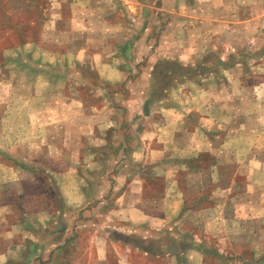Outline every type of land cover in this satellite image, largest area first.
<instances>
[{
	"label": "rangeland",
	"instance_id": "rangeland-1",
	"mask_svg": "<svg viewBox=\"0 0 264 264\" xmlns=\"http://www.w3.org/2000/svg\"><path fill=\"white\" fill-rule=\"evenodd\" d=\"M241 2L225 20L256 15L254 28L242 18L220 43L161 59L138 42L153 44L175 15L199 21L200 0H0V164L31 171L17 174L22 187L0 172V230L61 214L55 170L70 192L108 184L103 205L88 204L101 216L65 224L51 264H163L171 258L152 254L183 246H201L208 264H264V0ZM172 31L201 43L199 30ZM112 69L122 78L108 80ZM160 100L178 111L162 113ZM132 185L134 205L119 213L114 198ZM7 238L0 264L40 257L6 259Z\"/></svg>",
	"mask_w": 264,
	"mask_h": 264
},
{
	"label": "crops",
	"instance_id": "crops-1",
	"mask_svg": "<svg viewBox=\"0 0 264 264\" xmlns=\"http://www.w3.org/2000/svg\"><path fill=\"white\" fill-rule=\"evenodd\" d=\"M244 1V0H242ZM234 3V4H241L244 5L241 0H200L199 5H192L190 10L193 9V11L199 12L200 16L199 21L196 20H190L186 16H176V19L168 22V25L166 26L165 29H162L161 34L159 35L158 40L154 41V43H151V39H141L140 42H138L139 46V51L142 53L144 56L147 54H144V51L147 53L149 49L151 48L150 46L154 47V53H158V56L161 57V59H165L166 57H170L171 53L178 52L179 57H182L181 54L186 55L189 53H193L189 51V53L186 52V49L188 48H193L195 44H198V47H201L204 45L205 41H208L210 43H220L221 37H223V33L225 29H234L235 28H240L241 25V20L244 17H236L233 19V17H229L228 20H225V15L224 12L226 11L225 5H228V3ZM175 7V6H174ZM186 8L188 6H185ZM195 8V9H194ZM251 9V8H249ZM174 11L176 13H183L179 11L178 8L175 7ZM264 13V10L261 11ZM244 22H247L248 27L252 26L254 28V25L256 24V15L254 16H248L247 18H244ZM174 25H177V28H183L186 30H199L200 35H201V43H193V42H188L185 40L184 43L179 44L177 42V37L174 35L172 31V27ZM243 25V26H244ZM250 29V27H249ZM149 35V32H146L145 38ZM239 36V35H237ZM236 36V37H237ZM151 44V45H150ZM177 44H179L177 46ZM197 47V46H196ZM172 55V54H171ZM187 58H190L191 55L185 56ZM186 58V59H187ZM103 59V58H102ZM144 60L146 57L143 58ZM182 59V58H181ZM148 60V58H147ZM151 60V57H150ZM113 74H110L106 76V78L110 81H117L122 78L123 74L122 71H120L119 75L115 74L117 73L116 70L112 69ZM111 73V72H110ZM116 75V76H115ZM176 89H174L175 91ZM172 94V93H171ZM170 100H168L169 102ZM157 108L162 111L164 114H169L172 115L178 111V104L174 103H165L164 100H160L156 105ZM64 109V106H62ZM144 108V107H143ZM172 117H166V121L164 123H156L157 126L165 124L167 121L171 120ZM200 126L203 129L204 124H203V116L201 117L200 121ZM161 127V126H160ZM145 151V143L138 149L136 150L135 155H140L144 154ZM98 163V164H97ZM94 167L99 169V172L103 170L100 166L101 164L97 162ZM21 170L25 171L27 170V166L22 167L21 165H3L0 164V172L1 171H7L9 172L10 175L9 177V185L13 186L16 185L18 187H22V182H19L20 177L17 175L21 173ZM32 170V169H31ZM29 171V170H27ZM104 171V170H103ZM31 172V171H29ZM33 172V171H32ZM47 172H49L47 170ZM53 175L56 176V187L58 188V191L60 192L59 189H61L62 194L64 193V200L63 203H66V207L68 208V211H65V205L63 206V210L60 211L61 214H58L54 219L51 220V216L49 215L48 212L40 213L39 216H32L29 214H24L21 218L11 221L12 223H15V227L13 230H8V233H4V230H0V243L2 244L5 240L6 237L7 239L10 240V244L8 247L4 249L5 253H2L6 259H11L17 262H21L24 257L29 258V255L31 254L30 252L27 255V249H32L34 254L38 253L40 257L38 259H32L30 262L31 264H51V259L54 257V252H58L59 247L62 246L66 242V227L65 224H72V223H78L81 224L83 222L89 221L90 219L96 218L101 214H96L98 212V208L96 207L95 204L103 205L104 203V195H106V192L102 191V189L106 188L108 181L101 183L99 181L98 184L95 182L92 183H87L83 185H78L76 187V191L70 192L68 189H66L65 186V181H64V176L62 178H59V171H52ZM61 174V173H60ZM19 179L17 180V178ZM8 178L1 179L0 182L7 181ZM138 184H136L137 186ZM134 185H132V188L129 190L125 187L119 194L116 195L114 198V203L117 206V210L119 213H122L129 209L130 206L134 205L132 204V196L134 195ZM91 190V191H90ZM95 191L96 193V198L98 200H92L91 195ZM60 192V193H61ZM66 194V195H65ZM91 201H95V204L92 205L91 208L88 207V204L91 203ZM166 201H170L171 199H167ZM97 202V203H96ZM169 202V203H170ZM117 212V214H118ZM123 217V216H122ZM6 220V218H0V222ZM22 222H25L23 225ZM37 224H39L40 231L38 232L35 227H37ZM43 227V228H42ZM0 244V245H1ZM61 245V246H60ZM141 249V248H139ZM55 250V251H54ZM141 251L145 254H149V252L145 249H141ZM1 252V251H0ZM7 252V253H6ZM204 249L200 246H192V247H179L170 249L167 251H164L162 253H157V254H152V256H158L164 259L166 257L171 258L169 261L165 260L162 261L163 264H208V262L205 261L204 258ZM24 254V256H23ZM181 255H186V259L184 261H180L177 259V256ZM32 255H30L31 257ZM37 255H35L36 257ZM166 256V257H165ZM172 256V257H170ZM180 256V255H179ZM173 258V259H172ZM102 259V264H107L106 263V258L105 257H100ZM116 264H128L127 261L123 260V257L121 256L117 261ZM131 264V263H130ZM234 264H240V263H234ZM256 264V263H254Z\"/></svg>",
	"mask_w": 264,
	"mask_h": 264
},
{
	"label": "trees",
	"instance_id": "trees-1",
	"mask_svg": "<svg viewBox=\"0 0 264 264\" xmlns=\"http://www.w3.org/2000/svg\"><path fill=\"white\" fill-rule=\"evenodd\" d=\"M145 250H147V249H145ZM151 251V250H150ZM151 252H153V253H157V252H154V251H151Z\"/></svg>",
	"mask_w": 264,
	"mask_h": 264
}]
</instances>
